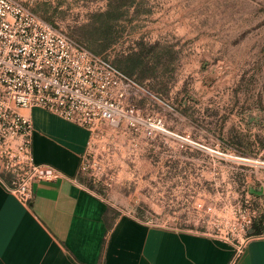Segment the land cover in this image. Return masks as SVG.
I'll use <instances>...</instances> for the list:
<instances>
[{"label": "rangeland", "instance_id": "1", "mask_svg": "<svg viewBox=\"0 0 264 264\" xmlns=\"http://www.w3.org/2000/svg\"><path fill=\"white\" fill-rule=\"evenodd\" d=\"M14 1L133 77L162 126H100L89 190L152 226L264 237V0Z\"/></svg>", "mask_w": 264, "mask_h": 264}, {"label": "crops", "instance_id": "2", "mask_svg": "<svg viewBox=\"0 0 264 264\" xmlns=\"http://www.w3.org/2000/svg\"><path fill=\"white\" fill-rule=\"evenodd\" d=\"M32 152L66 178L35 182L28 203L0 174V264H264V237L237 247L191 230L152 226L112 208L83 183L90 132L42 108L24 111Z\"/></svg>", "mask_w": 264, "mask_h": 264}, {"label": "built area", "instance_id": "3", "mask_svg": "<svg viewBox=\"0 0 264 264\" xmlns=\"http://www.w3.org/2000/svg\"><path fill=\"white\" fill-rule=\"evenodd\" d=\"M138 83L105 57L68 38L14 0H0V174L23 203L35 182L66 178L58 169L38 164L32 152L33 127L23 113L42 108L92 135L100 126L120 122L143 126L145 137L163 131L143 120L129 100ZM89 146V145H88ZM89 167L87 151L80 170ZM248 238L237 247V256Z\"/></svg>", "mask_w": 264, "mask_h": 264}, {"label": "trees", "instance_id": "4", "mask_svg": "<svg viewBox=\"0 0 264 264\" xmlns=\"http://www.w3.org/2000/svg\"><path fill=\"white\" fill-rule=\"evenodd\" d=\"M109 17H117V15L114 16V14L111 11H108L106 13H101L99 15H97L95 18H109ZM89 50V49H88ZM91 51V50H90ZM94 54H97L93 51H91ZM99 55V54H98ZM113 65V64H112ZM115 66V65H114ZM116 67V66H115ZM118 70H120L124 75H126L127 77L133 79L136 83H138L133 77L129 76L128 74H126L124 71H122L120 68L116 67ZM139 84V83H138ZM257 234H260V232H256Z\"/></svg>", "mask_w": 264, "mask_h": 264}]
</instances>
